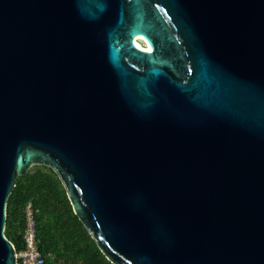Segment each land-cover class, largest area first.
<instances>
[{"label":"water","instance_id":"water-1","mask_svg":"<svg viewBox=\"0 0 264 264\" xmlns=\"http://www.w3.org/2000/svg\"><path fill=\"white\" fill-rule=\"evenodd\" d=\"M35 164L113 264H264V0H0V264Z\"/></svg>","mask_w":264,"mask_h":264},{"label":"trees","instance_id":"trees-1","mask_svg":"<svg viewBox=\"0 0 264 264\" xmlns=\"http://www.w3.org/2000/svg\"><path fill=\"white\" fill-rule=\"evenodd\" d=\"M32 202L38 245L48 264H113L75 214L57 172L39 165L19 176L8 201L6 235L23 247L25 206Z\"/></svg>","mask_w":264,"mask_h":264},{"label":"built area","instance_id":"built-area-1","mask_svg":"<svg viewBox=\"0 0 264 264\" xmlns=\"http://www.w3.org/2000/svg\"><path fill=\"white\" fill-rule=\"evenodd\" d=\"M36 211L32 202H28L25 206V227L22 231L23 247L17 249L15 246L17 264H48L38 245Z\"/></svg>","mask_w":264,"mask_h":264},{"label":"rangeland","instance_id":"rangeland-1","mask_svg":"<svg viewBox=\"0 0 264 264\" xmlns=\"http://www.w3.org/2000/svg\"><path fill=\"white\" fill-rule=\"evenodd\" d=\"M38 166H39V164H35L30 169H33V168L38 167Z\"/></svg>","mask_w":264,"mask_h":264},{"label":"bare ground","instance_id":"bare-ground-1","mask_svg":"<svg viewBox=\"0 0 264 264\" xmlns=\"http://www.w3.org/2000/svg\"><path fill=\"white\" fill-rule=\"evenodd\" d=\"M134 42H135V44L137 45V46H139L140 47V45H138L137 43H136V41L134 40Z\"/></svg>","mask_w":264,"mask_h":264}]
</instances>
